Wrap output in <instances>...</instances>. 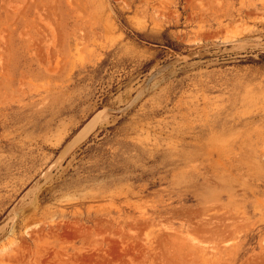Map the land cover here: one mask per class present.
Listing matches in <instances>:
<instances>
[{
    "label": "rangeland",
    "instance_id": "obj_1",
    "mask_svg": "<svg viewBox=\"0 0 264 264\" xmlns=\"http://www.w3.org/2000/svg\"><path fill=\"white\" fill-rule=\"evenodd\" d=\"M0 264H264V0H0Z\"/></svg>",
    "mask_w": 264,
    "mask_h": 264
},
{
    "label": "bare ground",
    "instance_id": "obj_2",
    "mask_svg": "<svg viewBox=\"0 0 264 264\" xmlns=\"http://www.w3.org/2000/svg\"><path fill=\"white\" fill-rule=\"evenodd\" d=\"M94 125H95V121L93 120V121L89 122L87 125H85L83 128H81L79 130V132L77 133V135L73 138L72 142L67 146V148L72 147L77 142H79L82 139H84L86 137V135L92 130V128L94 127Z\"/></svg>",
    "mask_w": 264,
    "mask_h": 264
},
{
    "label": "water",
    "instance_id": "obj_3",
    "mask_svg": "<svg viewBox=\"0 0 264 264\" xmlns=\"http://www.w3.org/2000/svg\"><path fill=\"white\" fill-rule=\"evenodd\" d=\"M80 142V141H79ZM79 142H77L75 145H73L72 147H70V148H66L65 149V151H64V153H63V156H66V155H68L76 146H77V144L79 143Z\"/></svg>",
    "mask_w": 264,
    "mask_h": 264
}]
</instances>
